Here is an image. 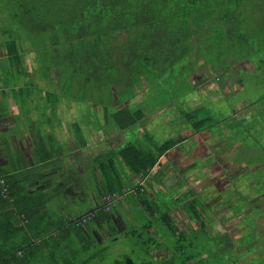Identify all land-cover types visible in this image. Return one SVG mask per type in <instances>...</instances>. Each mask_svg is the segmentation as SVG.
Instances as JSON below:
<instances>
[{"label":"trees","instance_id":"1","mask_svg":"<svg viewBox=\"0 0 264 264\" xmlns=\"http://www.w3.org/2000/svg\"><path fill=\"white\" fill-rule=\"evenodd\" d=\"M0 14L7 15L6 22L0 23L1 47L14 66V73L0 68L3 87L11 88L18 98L20 113L37 136L39 149L35 153L45 162L50 159L49 146H54L55 142L50 134H44L42 122L36 124L31 120L29 111H35L37 116L45 114L52 94L44 91L41 97L46 100V107H37V102L32 100V85L16 83L17 77L19 80L28 73L23 68L27 53L19 47L23 41L37 54L42 76L47 80L53 74L57 76L61 84L56 94L58 101L62 93L69 101H77L75 85L82 78L84 94L80 101L87 103V93L92 91L94 102L101 105L107 116L105 122H114L119 131L135 126L144 117L145 109H140L144 97L138 98V93L158 86L157 73L174 69L178 64H185L182 70L187 72L190 69L188 55L194 50L208 65H213L214 75L239 78L241 71L232 73L231 70L244 67L252 71L254 78H260L255 86L264 89L260 84L264 82V0H0ZM235 82L239 83L236 87L242 89L241 81H231ZM136 86L141 87L140 91L136 92ZM234 87L228 90L229 95L236 91ZM174 98H169L166 104ZM39 99L38 102H44ZM262 99L264 94L252 101ZM26 103L27 110L24 109ZM113 107L116 109L110 110ZM3 113L0 105V117ZM244 116L242 121L250 115ZM178 117L182 118L183 125L193 128L191 136L202 132L212 134L213 124L223 123H227L231 138L239 137L242 132L240 127L229 125L224 117L213 119L204 107L190 114L179 112ZM44 123L53 126L49 119ZM253 124L250 121L249 125ZM246 131L254 134L255 142L257 131L252 128ZM137 135L133 139L140 144ZM1 136L0 147H4L1 153L10 154L8 139L2 132ZM185 139L165 141L153 150L128 143L112 156L99 153L91 160L100 180L98 206L103 197L125 194L136 205L134 218L126 223L132 228L122 233L114 228V207L108 212H97L81 226L74 222L85 214L56 222L46 207L50 194L29 190L27 178L12 171L11 164H0V264H101L106 259L103 253L113 241L104 240L106 245L91 251L92 245H96L87 236L91 225H105L113 237L138 239L142 254L148 260H151L148 258L151 248H160L164 241L170 256L156 264L236 263V255L224 260L225 253L245 247L251 240L243 242L240 238L230 251L222 253H218L217 246L208 248L211 242L218 244L221 237L213 238L208 232L204 212L210 210V206L200 199L202 192L191 198L187 191L176 197L175 191L163 195L160 156ZM260 149L264 152V144ZM121 167L129 171L125 178L121 176ZM157 172L160 174L153 176ZM149 177L153 184H149ZM75 187L69 182L64 185L68 192ZM228 203L222 201L219 205L240 216L239 209ZM177 205L187 218V223H182L184 228L176 224L170 214ZM47 219L52 225L46 224ZM195 222L198 227L192 226Z\"/></svg>","mask_w":264,"mask_h":264},{"label":"rangeland","instance_id":"2","mask_svg":"<svg viewBox=\"0 0 264 264\" xmlns=\"http://www.w3.org/2000/svg\"><path fill=\"white\" fill-rule=\"evenodd\" d=\"M6 17L7 15L0 14V23L6 22ZM2 42L3 36L0 33V68L6 72L14 73V66L8 60L6 51L1 47ZM23 42L19 47H23L27 53L23 68L25 67L28 73L24 78L19 77V80L17 77L16 83L32 85V100L37 102V107H46V100L44 101L41 97L45 95V92L52 94L49 99L51 103L47 105L50 111L47 109L45 114L40 113L41 115L38 114V116L35 111H29V116L36 124L42 122V128L50 134L51 127L44 121L49 119L52 122L54 125L52 135L60 140L57 146L65 145L66 147L62 157H55L52 161L55 164L61 159L65 161V170L69 169L70 171L78 168L77 172L73 174L78 177V181L84 182L81 186L86 184L84 189L86 193L91 192L90 186L99 181V179L90 177L87 172L93 166L92 162L88 161L95 158V155L105 153V156L109 154L112 156L126 144L135 143L133 136L137 133V141L140 144H135L152 150L165 141L177 142L191 136L193 128L183 125L182 118L178 117L179 112L190 114L192 110L204 107L213 119L224 117L232 127H240L243 133L241 132L239 137L236 135L231 138L232 133L227 129V123L213 124L210 128L213 136L208 132L194 134L184 141L178 142L172 150L162 154L160 156V163L163 162L161 189L164 196L169 195L171 191L177 193H174L175 197L187 191L191 193L190 198L203 193L200 199L205 200L210 206V210L204 212V221L208 232L213 238L221 237L218 238V244L211 242L207 247L214 249L217 246L219 247L218 253H222L230 251L232 246L238 244L240 238H243V242L250 239V243L245 247L225 253L223 259L230 260L236 255V263L230 262L229 264H264V152L260 149V145L264 144V99L252 101L264 94V89L255 86L259 84L260 78H254L252 71L245 70L244 67L243 69L237 67L235 71L231 70L232 73L241 71L239 78L232 79V76L227 78L228 75L216 76L213 65H208L201 58L199 52L194 50L188 55L187 64H190L188 65L190 69L187 72L182 70L185 64H178L174 69L156 74V83L158 84L156 88L152 87L146 92L138 93V98L144 97L140 104V109H145L144 117L137 121L135 126L125 131H119L114 122L110 120L105 122L107 116L104 115L101 105L94 102L92 91L87 93V103L81 102L84 94L82 78L77 80L75 85L77 93L74 94H76L75 98L78 102L69 101L68 97L63 96L64 93L59 95L58 101L56 94L61 84L57 76L53 74L49 80L44 78L39 69L37 54L28 42ZM248 68L252 70L250 67ZM2 77L3 75L0 74V105L4 109V113L0 117V132L9 142H13L16 137H22L23 141L21 142L23 143L18 141L20 142L18 145L30 146L34 140L33 135L36 136V134L30 130L29 123H25L24 116L19 110L18 98L12 89H4ZM237 80L241 81L242 89L236 87L239 83H231V81ZM262 80L264 79L262 78ZM260 84L264 85V82ZM13 85L14 82L10 84V87ZM233 87L236 91L230 96L228 90ZM135 88L138 92L141 87L136 86ZM75 89L73 88V92ZM39 97L44 102H38V100L40 101ZM173 97L176 99H171V102L166 104L167 100ZM135 100L137 99H133V101ZM236 101L239 102L236 103ZM132 104L137 106L136 103ZM27 108L29 107L26 103L24 109L27 110ZM113 108L110 110L116 109V107ZM156 108L159 111H156ZM245 114L250 116L242 121ZM238 121H241L242 124L239 125ZM250 121L254 124L249 125ZM251 128L252 131H257L255 142H253L254 134H249L246 131ZM150 138L152 141L149 142ZM2 139L1 136L0 141ZM68 146L72 148L71 151ZM3 148V146L0 147V149ZM14 154L15 152L12 151L13 157ZM4 156L0 150V159L2 160ZM116 159L120 162L118 157ZM61 168L62 166L57 167L55 172L63 173ZM120 170L123 171L122 178L129 174L125 167H121ZM158 174L160 173L157 172L153 176ZM150 177L149 184H153L154 181ZM232 178L234 179L233 183L231 182ZM62 196L73 200L70 205L75 204L77 210H82L88 205L86 201L82 202L81 196L71 195V192H65L60 197ZM60 197L53 196L51 199L54 202H59ZM129 198L130 196L125 194L123 197L117 198L113 205L118 214L114 218L117 232L132 228L128 227L130 224L126 223L131 217L134 218L136 205H133L134 203L132 204ZM222 201L224 204L229 202L228 204L238 208L241 212L240 216L226 206L219 205ZM127 209L130 216L126 212ZM73 210L75 211L74 208ZM170 214L179 226L183 227L184 221L187 223L186 215L180 205L172 207ZM124 216H126L125 219ZM192 226L198 227V222L192 223ZM91 232L98 242L113 241V244L109 245V249L106 250L107 252L103 253L106 259L101 264H156L144 257L143 248L138 239L131 236L120 237L119 235L111 237L105 225L97 228L96 235L93 230ZM113 239L118 240L114 241ZM158 239L160 238L158 237ZM166 247L164 241L160 243L161 257H158L160 260L170 256ZM114 249H118L117 255H115Z\"/></svg>","mask_w":264,"mask_h":264},{"label":"crops","instance_id":"3","mask_svg":"<svg viewBox=\"0 0 264 264\" xmlns=\"http://www.w3.org/2000/svg\"><path fill=\"white\" fill-rule=\"evenodd\" d=\"M50 111V109H48ZM53 125V124H52ZM49 126V125H48ZM54 126V125H53ZM53 126L50 128V133H47L46 130H43L44 134H50L52 136L53 141L55 142L54 146H49V148L51 149L50 151V159L48 161H44L42 158H39V156H37V153H35L38 149V142H37V136H34V140L32 142V144H30V146H19L18 144L23 141L22 137H16V139L13 142H9V150H10V154L8 156H4L2 158V160L0 159V164H2L3 166H7L9 164H11V166H9V168L14 171V172H19L24 179H28V188L29 190H36V191H40V192H45V193H49V200L48 203L46 204L47 210H49V212L52 214V217H54V219L56 220V222H61V220L63 219H71L72 217H77L80 215H84L86 214V212L93 210L95 207H97L100 203V197L98 196V187H99V181L97 183H93L90 187H91V192L86 193L85 192V188H86V184L85 186H81L82 183H84L82 180L78 181V177H75V175L73 174L74 172H77L78 168L76 170H65V166L64 163L65 161H61L58 163H53V159L56 157V155H61L63 153H65V145L63 146H57V143L60 142V140L58 138H56V136L52 135V129ZM50 127V126H49ZM30 128V127H29ZM31 131L35 132L34 129L30 128ZM31 140V138H30ZM20 141V142H18ZM23 143V142H21ZM14 145V146H13ZM69 150L71 151L72 148H70L68 146ZM15 152L14 157L11 155V152ZM39 154V153H38ZM43 156V153H41ZM62 156V155H61ZM96 156V155H95ZM93 160V158L91 159ZM73 162V161H72ZM88 162H91L90 160ZM77 165V164H76ZM62 166V171L63 173H56L55 169L57 167ZM89 172V176L92 177L93 179L96 178L99 179V174L98 172H96L95 167L91 166V168L87 171ZM55 173V174H54ZM66 177V178H65ZM88 177V175H87ZM65 179V180H62ZM66 182H69L70 184H74L76 185V189L74 191L71 192V195H78L81 196L80 199L83 200L82 202H87V207H85L84 209H78L76 205H70L72 204L73 200H68L66 198H64L63 196H61V194L68 192L65 190L64 185L66 184ZM86 183V182H85ZM82 187V188H81ZM97 187V188H96ZM96 188V189H95ZM53 196H58L59 198V202H54L51 198ZM62 198V200H61ZM57 200V199H56ZM55 200V201H56ZM54 202V203H53ZM73 208L75 209V211L73 210ZM126 212H128L129 214V210L127 209ZM116 216H118L117 212H116V208H114V217L116 218ZM126 218V216H124V219ZM132 218V217H131ZM130 218V221H131ZM48 221V222H47ZM47 223L48 225H52L51 222L47 219ZM114 221V220H113ZM115 223V221H114ZM101 226V225H99ZM98 225H91L88 229V237L90 240H92V242H95V246L92 245V250L94 249H98L101 246L107 244L103 242H98L94 237V234L91 232L92 230L94 231L95 235H96V231L97 228H99ZM114 228H116V224H114ZM126 228V227H125ZM49 229H51V227L49 226ZM52 232V231H50ZM55 236V235H53ZM111 237H113L112 235H110ZM115 240V239H114ZM160 248H151L149 254H148V258H150L153 261H158L160 260L158 257H161L160 255ZM114 251L116 252L115 254L118 253V249H114Z\"/></svg>","mask_w":264,"mask_h":264},{"label":"built area","instance_id":"4","mask_svg":"<svg viewBox=\"0 0 264 264\" xmlns=\"http://www.w3.org/2000/svg\"><path fill=\"white\" fill-rule=\"evenodd\" d=\"M117 198H119L116 195L112 196H106L101 199L102 204L98 206L94 211H91L88 214H85L84 216L80 217L78 220H76L74 223L76 226L84 225L86 222L94 218L95 214L97 212H108L112 209L114 203L116 202Z\"/></svg>","mask_w":264,"mask_h":264}]
</instances>
